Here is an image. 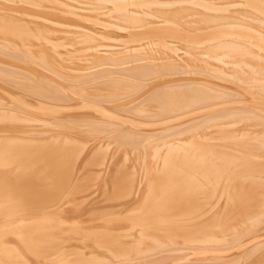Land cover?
Returning a JSON list of instances; mask_svg holds the SVG:
<instances>
[{
	"label": "bare ground",
	"instance_id": "bare-ground-1",
	"mask_svg": "<svg viewBox=\"0 0 264 264\" xmlns=\"http://www.w3.org/2000/svg\"><path fill=\"white\" fill-rule=\"evenodd\" d=\"M263 224L264 0H0V264H264Z\"/></svg>",
	"mask_w": 264,
	"mask_h": 264
},
{
	"label": "rangeland",
	"instance_id": "rangeland-1",
	"mask_svg": "<svg viewBox=\"0 0 264 264\" xmlns=\"http://www.w3.org/2000/svg\"><path fill=\"white\" fill-rule=\"evenodd\" d=\"M243 21H244V20H243ZM199 26H201V28L204 27L203 25H199ZM202 26H203V27H202ZM112 69H113V68H112ZM249 69H250V68H249ZM189 72H190V71H189ZM186 75H187V74H186ZM188 75H189V74H188ZM132 82H134V81H132ZM133 84H134V83H133ZM20 85H21V84H17V86H20ZM127 92H130V91H127ZM132 102L134 103V101H132ZM132 102H130V103H132ZM130 103H129V104H130ZM124 113H126V112H124ZM124 113H123V115H124ZM127 113H128V114L131 113V115L135 117V118H133V117L131 116L130 118H132V119H136V118L139 117V116H137V115H134V113L132 114V112H128V111H127ZM128 114H126V115H128ZM126 115H124V116H126ZM127 118H128V117H127ZM140 118H142V117H140ZM136 120H137V119H136ZM140 120H144V121H145L146 119H145V118H143V119H139V118H138V121H140ZM144 121H141L142 124H143ZM148 121H149V120H147V123H149ZM156 122L158 123V121H156ZM156 122H155V123H156ZM137 123H140V122H137ZM144 124H145V125H143V127H144V128L146 127V129H143V130H142V129H139L140 127H139V128L137 127V128H135V129H139V131L136 130L137 132H136L135 130H133L134 128H133V129L130 128V129H131L132 131H134L135 133H139V132H141V131H143V132H144V131H145V132L147 131L148 134L151 133L150 135H155V133L153 134V132H154L155 130H156V132L159 131V130H157V129H154L156 126H155V124H154L153 121H152V124H153L154 127H153L152 125H150V124H151V121H150V123H149L148 125H146L145 122H144ZM149 126H150V127H149ZM125 127L128 128L127 126H125ZM129 127H130V126H129ZM141 128H142V126H141ZM148 128H150V129H148ZM151 128H153V129H151ZM140 130H141V131H140ZM148 130H150V131H151V130H152V131L154 130V131H153V132H150V131H148ZM149 132H150V133H149ZM94 137H95V139H97L98 136L96 137V135H94V136H91L90 138H91L92 140H95ZM104 140H105V139H104ZM107 140H108V141H107ZM111 140H112V139H110V140H109V139H106V140H105L106 142H104V143H106V145L103 143V147L105 148V149H103V151L106 152L105 155H107V156L109 155L108 152H112V150L109 151V149L111 148V146H112L113 149H114V147H115V146H114V143H111V144H110V142H113V140H112V141H111ZM174 142H175V141H174ZM107 143L110 144L108 147H107ZM112 144H113V145H112ZM164 144H165V143H163V145H162V144H159V145H160V147L163 148V147H164ZM161 145H162V146H161ZM113 146H114V147H113ZM112 148H111V149H112ZM128 148H129V147H128ZM130 148H131V147H130ZM126 149H127V148H126ZM132 149H135V148L132 147L131 150H132ZM157 149H158V148H157ZM128 151H129V150H128ZM154 152H156V150H154ZM128 161H129V160H128ZM130 164H131V162H130ZM96 173H97V172H96ZM103 179H104V180H103ZM103 179H102V182H101V181H100L101 178H89L88 183H87V187H86V188L89 190V192H93V194L91 193L92 195H90V193H89L90 196L88 195V196H89V197H88V196L86 195V193H85L84 195L87 196V197L85 198L86 201H84V197L82 198V196H84V195H80V196H81V199H78V201L80 200V201L82 202L81 205H80L81 207L79 206L78 208H73L74 211L68 209V210L72 211L71 213H72L73 215H75L76 212H80V211H78V210H80L81 208H83V207L85 208L86 206H84V204H85V205H86V204L88 205L90 199H92V201H90L91 204L93 203L94 206H95V204H96L97 207H95V208H100V207H102V203H103V205H105V206H106V204H109V203H105V202L103 201V200H105V197H104V194L101 195V194H102L101 192H103V191H105V190L108 191V189L111 190V189H110L111 184H110V183H109V184L107 183L108 185H107V184L104 185V186H106V187L108 186V187H109V188L107 187L108 189H107L106 187H103V184H102V183H103V181H106L107 178H103ZM105 179H106V180H105ZM124 179H125V178H124ZM126 179H128V178H126ZM130 179H132L134 182L136 181V183H137V180L140 181V178H137L136 180H135V178H130ZM98 180H99V181H98ZM141 180H142V178H141ZM97 182H98V183H97ZM95 183H96V185H97V184H98V185L96 186ZM100 183H101L102 186L99 185ZM88 184H89L90 186H89ZM98 186H99L100 188H99ZM97 187H98L99 189H97ZM102 187H103V188H102ZM101 188H102V189H101ZM93 189H95V190H93ZM99 190H102V191H99ZM96 194L98 195V199L95 197ZM99 194H100V195H99ZM100 196H101V197H100ZM93 197H95V199H94ZM87 199H88V200H87ZM97 200H98V202H97ZM99 200H101L100 203H99ZM83 201H84V202H83ZM94 201L97 202V203H99V204L95 203ZM94 203H95V204H94ZM89 205H90V204H89ZM93 205H90V207H92ZM109 205H110V204H109ZM99 206H100V207H99ZM103 207H104V206H103ZM84 208H83V209H84ZM87 208H89V207H87ZM71 209H72V208H71ZM83 209H81V210H83ZM68 210H67V211H68ZM91 210H92V209H91ZM98 210H99V209L92 210V211L88 210V211H90V212H94V211H95V212H96V211H98ZM70 211H69V212H70ZM81 212H82V211H81ZM67 213H68V212H67ZM67 213H62V215H61V219H62V221L65 222V223L67 224V225H65L64 227H65V228L67 227L68 230H72V231H76V230H77V231H78V230H79L78 226H75V225L71 226V225H70L71 222H72V224L75 223V222H77V221H78V218L75 217V216H72L71 213H70V214H67ZM64 214H65V215H64ZM89 214H90V213H89ZM89 214H87V216H89ZM66 215H68V216L71 215V218L74 219V220L71 219V220H69L70 222H69V221L66 222V221H67V218L70 219V217H67ZM77 215H78V217H80V218L82 217V216H79V213H77ZM77 215H76V216H77ZM63 216H65V217H63ZM87 216H86V218H87ZM73 217H75V218H73ZM90 217L92 218L93 216H89V218H90ZM65 218H66V220H65ZM80 218H79V219H80ZM86 218H84V219H86ZM76 219H77V220H76ZM84 219L81 218L80 220L82 221V220H84ZM262 226H264V224H263ZM262 226H261V227H262ZM76 228H77V229H76ZM260 229H261V230H259V231H255V232L251 233V235L257 234V236H261L262 234H264L263 232H261L262 230H264V228H260ZM65 230H66V229H65ZM68 233L73 234L72 232H68ZM68 235H69V234H64V233L62 234L63 238H66ZM261 239H262V238H261ZM263 240H264V236H263V239H262L261 241H263ZM73 243H74V244H73ZM79 243H80V242L76 241L75 239H73V240L70 241V245H71V244L75 245V244H79ZM87 243H88V242H87ZM89 243H90V242H89ZM172 243H174V242H172ZM83 244H85V243H83ZM83 244L80 243V246H83L84 248L88 245V244H86V245H83ZM174 244H176V243H174ZM176 245H177V244H176ZM186 245H188V244H186ZM76 246H78V245H76ZM83 247H82V248H83ZM173 247L176 248V246H172L171 248H173ZM177 247H178V246H177ZM179 247H180V250H179V251H177V250L179 249V248H178L177 250L172 251V253H173V254H176V253H177V254H178V253H181V254H182V252H186L185 250H186L187 248H186L185 246H183V245L180 246V244H179ZM184 247H185L186 249H185ZM187 247H188V246H187ZM174 248H173V249H174ZM181 248H184V249H181ZM247 248H248V247H247ZM181 250H182V251H181ZM169 253H170V252H169ZM103 254H104V253H103ZM103 256H105V254H104ZM106 256H107V255H106ZM208 256H209V255H208ZM109 257H110V258H109ZM109 257H108V258H107V257H106V258H103V260L105 261V264H106V263H107V264H116V263H117V264H121V263L124 264V263H129L130 259H132V258H136V257H138V256L135 255V257H133V256L131 257V255H130V256H128L127 258H126V256H124V257H125V260L128 259V260H126L127 262H126L125 260H121V259H123V258H120V257H119V258H115V259H112L113 256H112V257L109 256ZM129 257H130V259H129ZM170 257H174V256H170ZM179 257L181 258V257H183V256L180 255ZM105 259H107L108 262H106ZM111 259H112V260H111ZM103 260H102V261H103ZM102 261H101L100 263H101V264H104V263H103L104 261H103V262H102ZM114 261H115V263H114ZM124 261H125V262H124ZM118 262H119V263H118ZM130 262H131V261H130ZM133 262H134V261H133ZM131 263H132V262H131Z\"/></svg>",
	"mask_w": 264,
	"mask_h": 264
}]
</instances>
